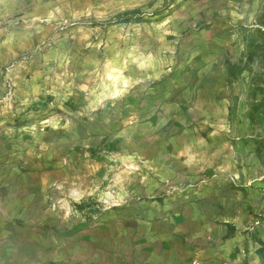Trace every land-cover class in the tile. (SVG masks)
Wrapping results in <instances>:
<instances>
[{
	"label": "rangeland",
	"instance_id": "obj_1",
	"mask_svg": "<svg viewBox=\"0 0 264 264\" xmlns=\"http://www.w3.org/2000/svg\"><path fill=\"white\" fill-rule=\"evenodd\" d=\"M31 21L44 26L39 62L57 90L107 105L148 84L173 105L158 131L171 173L159 183L170 190L146 201L164 215L168 202L172 217L180 210L173 224L185 230L177 247L189 264H264V0H0V30ZM97 157L106 170L95 168L94 180L117 182L115 159ZM85 160L75 165L82 182ZM90 187L63 194L72 211L93 204L79 212L88 225L126 207L123 189L96 202Z\"/></svg>",
	"mask_w": 264,
	"mask_h": 264
},
{
	"label": "crops",
	"instance_id": "obj_2",
	"mask_svg": "<svg viewBox=\"0 0 264 264\" xmlns=\"http://www.w3.org/2000/svg\"><path fill=\"white\" fill-rule=\"evenodd\" d=\"M13 24L0 30V264H189L177 247L185 230L173 224L180 210L172 217L168 202L164 215L158 201H146L170 190L159 183L171 173L159 159L165 149L158 131L173 105L148 84L107 105L57 90L39 62L45 58L43 24ZM97 156L115 159L117 182L94 180L96 169L106 170ZM82 157L88 167L83 182L75 168ZM152 176L160 178L154 185ZM82 183L91 185L85 194L96 202L112 200L107 189H123L117 198H128L126 207L92 214L88 225L63 198L65 192L82 196L76 188Z\"/></svg>",
	"mask_w": 264,
	"mask_h": 264
},
{
	"label": "trees",
	"instance_id": "obj_3",
	"mask_svg": "<svg viewBox=\"0 0 264 264\" xmlns=\"http://www.w3.org/2000/svg\"><path fill=\"white\" fill-rule=\"evenodd\" d=\"M125 16H129L128 14H126V15H123V16H119L117 19H121V18H123V17H125ZM76 209L79 211V212H81V213H83V214H85L87 211H95L94 210V206H93V204L91 203H88V205H83V204H81V205H76Z\"/></svg>",
	"mask_w": 264,
	"mask_h": 264
}]
</instances>
